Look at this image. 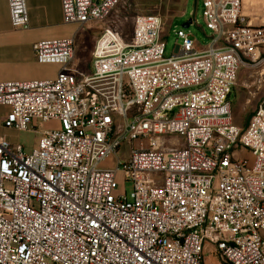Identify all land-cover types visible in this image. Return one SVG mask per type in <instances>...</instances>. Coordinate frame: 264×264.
Returning a JSON list of instances; mask_svg holds the SVG:
<instances>
[{"label":"built area","instance_id":"built-area-1","mask_svg":"<svg viewBox=\"0 0 264 264\" xmlns=\"http://www.w3.org/2000/svg\"><path fill=\"white\" fill-rule=\"evenodd\" d=\"M123 1L61 0L63 22H103ZM248 5L203 0L210 44L180 30L170 57L160 15L137 16L130 40L104 27L89 74L75 36L33 45L61 69L0 82V264H205L204 244L264 264V97L246 127L231 101L240 69L264 62ZM8 6L28 29L26 0ZM34 122L52 128L31 153L1 132Z\"/></svg>","mask_w":264,"mask_h":264},{"label":"rangeland","instance_id":"rangeland-1","mask_svg":"<svg viewBox=\"0 0 264 264\" xmlns=\"http://www.w3.org/2000/svg\"><path fill=\"white\" fill-rule=\"evenodd\" d=\"M260 5L264 16V6ZM258 7V6H257ZM203 0H126L123 1L103 22H93L84 28H78L74 34L76 59L74 68L89 74L93 67V51L97 39L104 27L116 30L124 39L130 40L135 18L139 15H160L165 23L164 42L166 57L174 54L177 44V32L182 30L189 35L199 49H205L211 42V32L207 29L204 17ZM192 21L189 28L184 26ZM178 45H182L179 40ZM264 57V56H263ZM262 57V59H263ZM255 94L252 96V94ZM264 97V62H256L253 66L239 71L237 85L231 95L233 121L237 126L246 127L258 102ZM3 114L4 110L0 111ZM52 128L51 124L41 122L29 125L28 131L2 130L8 139L22 146L26 153L38 147L41 133ZM123 189L130 198L132 183H123ZM264 236V234H262ZM203 258L205 264H223L213 245L204 244Z\"/></svg>","mask_w":264,"mask_h":264},{"label":"crops","instance_id":"crops-1","mask_svg":"<svg viewBox=\"0 0 264 264\" xmlns=\"http://www.w3.org/2000/svg\"><path fill=\"white\" fill-rule=\"evenodd\" d=\"M248 1L264 6V0ZM26 2L30 25L28 29L17 30L11 23L8 0H0V82L54 80L61 67L38 63L33 45L44 40L72 38L78 29L64 24L61 0ZM247 13L256 23L260 20L258 16H263L259 6L248 5ZM2 110L9 111L8 108Z\"/></svg>","mask_w":264,"mask_h":264},{"label":"water","instance_id":"water-1","mask_svg":"<svg viewBox=\"0 0 264 264\" xmlns=\"http://www.w3.org/2000/svg\"><path fill=\"white\" fill-rule=\"evenodd\" d=\"M192 23V21L190 20L189 23H187L184 28H189L190 24Z\"/></svg>","mask_w":264,"mask_h":264}]
</instances>
